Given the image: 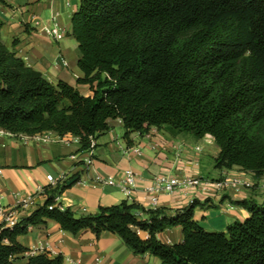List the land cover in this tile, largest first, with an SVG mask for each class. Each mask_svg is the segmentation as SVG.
Here are the masks:
<instances>
[{"label": "trees", "instance_id": "trees-1", "mask_svg": "<svg viewBox=\"0 0 264 264\" xmlns=\"http://www.w3.org/2000/svg\"><path fill=\"white\" fill-rule=\"evenodd\" d=\"M2 26L0 129L73 134L88 150L109 119L123 121L129 145L133 132L168 126L198 139L212 135L216 168L264 175V0H80L70 35L79 43L78 82L93 90L88 96L27 65L2 41ZM74 182L46 185L43 205L0 229V264H19L28 249L18 237L48 220L73 235L115 233L162 264H264V200H233L250 215L209 231L195 218L205 205L199 199L171 214L123 200L77 215L56 204ZM178 226L182 241L158 237ZM24 264H63V257L40 252Z\"/></svg>", "mask_w": 264, "mask_h": 264}, {"label": "crops", "instance_id": "crops-1", "mask_svg": "<svg viewBox=\"0 0 264 264\" xmlns=\"http://www.w3.org/2000/svg\"><path fill=\"white\" fill-rule=\"evenodd\" d=\"M0 3L2 41L14 49L26 64L41 71L50 81L64 80L77 87L84 95H93L89 84L79 83L83 77L79 68V43L70 34L73 13L80 0H5ZM58 24L64 31L62 39L47 34L44 26ZM67 60L68 65L63 64ZM109 130L95 137L96 146L90 154L82 149L81 141L41 142L26 139L23 134L0 131L1 201L19 219L43 205L46 196L40 187L48 185L47 176L62 181H75L56 197V204L72 209L77 215L95 213L100 206L118 204L123 200L137 202L146 208L162 207L168 213L190 204L194 199L205 202L195 210V218L209 231L226 230L236 220H244L249 211L233 200L253 198L264 200V179L256 178L239 166L218 169L215 158L220 148L213 139L196 138L191 133H179L168 126H152L144 132H133L131 144L124 137L123 121L109 119ZM1 130V129H0ZM157 144L153 147L152 144ZM134 147L140 153L133 151ZM200 149H197V148ZM92 159L89 163L88 158ZM136 175L134 192L127 196L118 185L97 180L112 177L118 183L126 170ZM241 169V170H239ZM243 173V187L238 190L207 195L198 190L162 192L158 204L153 205L147 188L159 174L172 176H200L211 179ZM246 175V177L244 176ZM249 181V183L247 181ZM252 183V184H251ZM33 197L30 207L19 206V201ZM166 243L182 241L180 226L158 234ZM28 251L18 260L24 264L31 254L48 252L62 255L63 264H162L161 259L134 253L115 233L103 232L99 238L90 230L73 235L63 230L54 220L30 228L18 237Z\"/></svg>", "mask_w": 264, "mask_h": 264}, {"label": "built area", "instance_id": "built-area-1", "mask_svg": "<svg viewBox=\"0 0 264 264\" xmlns=\"http://www.w3.org/2000/svg\"><path fill=\"white\" fill-rule=\"evenodd\" d=\"M43 30L53 36L56 39H62L64 37V31L62 27L58 24L44 26ZM64 65H68L67 60H63ZM2 133H7L14 135L9 131H5L3 129L0 130ZM26 139H35L41 142H66L69 143L71 139L74 137L75 139L81 141L80 136L73 135V134H66V135H59L53 131H44L38 132L34 135H26L23 134ZM206 138L213 139L212 135L207 134ZM156 143L152 144L153 147H156ZM96 146V140L94 136H90V148L88 149L89 153L91 154L93 149ZM197 149H200L199 147ZM133 151L136 153H140V149L138 147H134ZM89 163L92 162L91 157L87 160ZM0 170V174H1ZM48 183L51 185H56L58 182L52 175L47 176ZM97 180L105 182L110 185H118L120 189L127 195L130 196L136 187V175L134 171L128 169L124 173V178L119 181L118 183L115 181L114 178L108 177L107 179L102 178L101 176H97ZM1 176H0V187H1ZM242 183V179H239L235 176H224L218 179H211L205 178L200 176H192V175H184V176H172L167 174H159L157 175L153 183L147 188L150 200L152 201L153 205L158 204V195L162 192L166 193H175L178 190H188V191H200L207 195L212 193L218 192H225L227 190H238ZM40 191H44V187L39 188ZM33 197L27 196L19 201V206L28 208L32 205ZM52 208V206H51ZM63 208V207H62ZM19 217L13 213L12 210H9L6 205H4L1 201V192H0V229L9 227L12 228L19 222ZM140 233V231H138ZM147 236V235H146Z\"/></svg>", "mask_w": 264, "mask_h": 264}, {"label": "rangeland", "instance_id": "rangeland-1", "mask_svg": "<svg viewBox=\"0 0 264 264\" xmlns=\"http://www.w3.org/2000/svg\"><path fill=\"white\" fill-rule=\"evenodd\" d=\"M239 170H241V169H239ZM231 176H235V177H237V178H239V179H243L242 177H243V173H242V175H241V172L240 171H238V173H232L231 174ZM242 176V177H241ZM244 176L246 177V175L244 174ZM262 178L264 179V175L262 176ZM247 181V180H246ZM248 183H249V181H247ZM252 184V183H251ZM263 184H264V181H263ZM243 186H245V185H241V187H243Z\"/></svg>", "mask_w": 264, "mask_h": 264}]
</instances>
